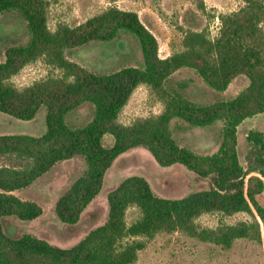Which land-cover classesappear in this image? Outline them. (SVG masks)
Returning <instances> with one entry per match:
<instances>
[{
	"label": "trees",
	"instance_id": "1",
	"mask_svg": "<svg viewBox=\"0 0 264 264\" xmlns=\"http://www.w3.org/2000/svg\"><path fill=\"white\" fill-rule=\"evenodd\" d=\"M235 11L219 15L218 33L185 31L183 48L166 57L158 54L155 36L136 11L109 6L83 22L70 26H47L48 0H0V14L14 11L25 21L26 43L10 45L0 61V112L21 120L34 117L44 105L45 132L0 134V264H131L138 250L157 232L182 231L203 241L229 248L235 238L264 244V205L257 195L264 189V133L248 130V148L241 164L237 153V126L247 117L264 112V3L242 0ZM120 32L132 35L140 48L139 66H123L113 72H93L67 58L66 51L91 40L108 41ZM42 58L61 74L47 76L24 87L9 79L26 64ZM194 69L213 90H224L237 75L247 85L228 99L196 103L165 87L177 69ZM138 84H145L162 102V110L125 125L118 114ZM92 105V116L73 126L66 116L82 103ZM180 119L189 126L221 122L215 152L201 154L179 144L170 122ZM110 134V145L103 136ZM133 146H143L161 166L179 163L200 178L206 189L178 198L157 196L141 175H130L107 194L106 220L90 229L69 247H60L30 233L11 237L1 218L33 219L42 208L12 191L25 187L45 173L56 161L79 154L86 168L54 202L57 218L75 224L84 208L100 191L103 177L113 160ZM129 206L138 218L126 223ZM245 212L250 221L199 227L195 219L208 212Z\"/></svg>",
	"mask_w": 264,
	"mask_h": 264
},
{
	"label": "rangeland",
	"instance_id": "2",
	"mask_svg": "<svg viewBox=\"0 0 264 264\" xmlns=\"http://www.w3.org/2000/svg\"><path fill=\"white\" fill-rule=\"evenodd\" d=\"M264 3V0H262ZM47 26L54 30L57 24L77 25L109 6L136 11L142 23L152 32L158 43V54L166 57L183 48L185 31H205L209 37L218 33L219 15L237 10L242 0H48ZM264 28V20L262 22ZM29 38L25 21L14 11L0 14V61L10 45L24 44ZM68 59L93 72H113L123 66H139L141 51L136 39L127 32L108 41L91 40L66 51ZM61 71L38 58L24 65L9 80L21 88L47 76H58ZM248 83L245 75L235 76L222 91L210 88L191 68L175 70L165 81V87L196 103H211L233 97ZM163 108L158 97L145 84H138L118 114V122L128 125L135 119L154 115ZM92 105L85 102L66 116V122L77 126L86 123L92 116ZM46 108L41 105L34 117L21 120L0 112V134H29L39 136L45 132ZM221 122L199 127L189 126L180 119H172L170 127L176 141L191 150L209 154L215 152L220 141ZM256 128L264 133V112L245 118L237 126V153L241 164L248 148L246 134ZM112 136L105 134L103 144L110 145ZM9 163L0 157V164ZM86 168L84 158L76 154L70 159L56 161L45 173L29 185L13 190L22 199L36 202L42 208L33 219L3 216L4 231L11 237L30 233L44 238L49 243L69 247L86 235L107 217V192L130 175H141L152 191L161 197L178 198L189 192L206 189L207 178H200L179 163L159 165L143 146H133L119 154L107 168L97 195L88 203L75 224L66 225L54 212V202ZM264 205V189L257 195ZM136 206H129L125 220L130 224L138 218ZM252 218L245 212L223 214L218 211L203 213L195 222L199 227L214 228L220 224H234ZM145 246L138 250L137 259L131 264H264V244L248 238H235L229 248L200 240L182 231H159L145 239Z\"/></svg>",
	"mask_w": 264,
	"mask_h": 264
},
{
	"label": "crops",
	"instance_id": "3",
	"mask_svg": "<svg viewBox=\"0 0 264 264\" xmlns=\"http://www.w3.org/2000/svg\"><path fill=\"white\" fill-rule=\"evenodd\" d=\"M12 192H14V191H12Z\"/></svg>",
	"mask_w": 264,
	"mask_h": 264
}]
</instances>
